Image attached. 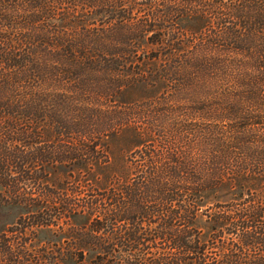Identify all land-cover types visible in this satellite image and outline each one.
<instances>
[{
	"label": "trees",
	"instance_id": "obj_1",
	"mask_svg": "<svg viewBox=\"0 0 264 264\" xmlns=\"http://www.w3.org/2000/svg\"><path fill=\"white\" fill-rule=\"evenodd\" d=\"M0 186L67 257L264 264V0H0Z\"/></svg>",
	"mask_w": 264,
	"mask_h": 264
},
{
	"label": "rangeland",
	"instance_id": "obj_2",
	"mask_svg": "<svg viewBox=\"0 0 264 264\" xmlns=\"http://www.w3.org/2000/svg\"><path fill=\"white\" fill-rule=\"evenodd\" d=\"M39 191L38 188L33 187L32 195H12L9 189L0 186V240L2 237L12 240L16 239L19 229L29 239L27 245L30 246V249L33 252L40 253L42 264H111L100 259L92 260L94 253L90 249H84V258L79 257L78 254H72L73 257H67L69 252L66 251V248L63 245L61 247L57 246L60 245L61 240L60 236L55 232L56 228L54 226L27 225L24 226L25 228L22 225L21 227L18 226V223H21L22 220L35 222V212L43 211V201L50 195H40L43 192L40 193ZM206 198L201 202L202 213L195 219L194 226L198 231L200 241L206 244L204 255L205 259L208 260V195H206ZM29 214H33L30 219L27 216ZM79 222V218L72 220L75 225H79ZM55 256L62 258V260L55 259ZM31 263L23 261L21 264Z\"/></svg>",
	"mask_w": 264,
	"mask_h": 264
}]
</instances>
